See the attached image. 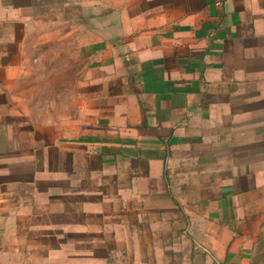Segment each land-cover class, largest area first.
<instances>
[{"label":"crops","instance_id":"crops-1","mask_svg":"<svg viewBox=\"0 0 264 264\" xmlns=\"http://www.w3.org/2000/svg\"><path fill=\"white\" fill-rule=\"evenodd\" d=\"M264 0H0V264H255Z\"/></svg>","mask_w":264,"mask_h":264},{"label":"rangeland","instance_id":"rangeland-1","mask_svg":"<svg viewBox=\"0 0 264 264\" xmlns=\"http://www.w3.org/2000/svg\"><path fill=\"white\" fill-rule=\"evenodd\" d=\"M255 264H264V230L260 235V242L257 246V257L255 259Z\"/></svg>","mask_w":264,"mask_h":264}]
</instances>
